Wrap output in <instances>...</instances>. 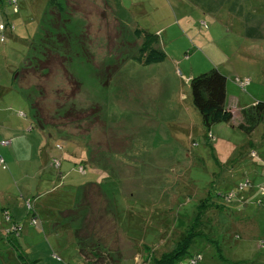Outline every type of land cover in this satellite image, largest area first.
Segmentation results:
<instances>
[{
	"label": "rangeland",
	"instance_id": "obj_1",
	"mask_svg": "<svg viewBox=\"0 0 264 264\" xmlns=\"http://www.w3.org/2000/svg\"><path fill=\"white\" fill-rule=\"evenodd\" d=\"M17 1L21 12L12 21L16 3L4 0V10L15 30L3 32L6 36L0 32V39L4 37L0 40V82L13 84L19 96L0 99V112L8 118L2 128L20 127L29 147H17L14 152V144L1 145L2 140L12 137L8 130L0 131V159H4L0 184L11 192V200H16L13 213L16 224L22 226L16 244L29 259H37V264H94L92 259L95 262L99 253L102 262L110 258L117 264H144L151 253L145 246H159L165 233L168 237L154 254L173 248L209 190L216 192L217 186L232 180L236 184L231 192L235 200L243 192L264 195V177L254 181L252 175V169L264 165L262 156H257L256 150L240 155L229 152L237 159L225 162L229 155L218 145L224 146L226 139L242 144L238 137L242 131L230 127L225 137L215 126L210 129L215 138H209L193 104L189 82L193 75L217 69L214 63L209 64L210 42L233 49L242 42L235 1L240 12L248 13L259 6L264 15V0H255L258 5L253 0ZM138 1L144 3V13ZM0 18V23L7 22L6 17ZM230 22L232 25L227 24ZM137 29L158 35L155 47L166 53L164 60L146 64L138 60L144 36L138 35ZM57 53L67 58V72L59 69V60L54 59L51 75L42 76L40 67L46 63L47 54L53 57ZM31 67L37 70L38 78H25V72L17 77V70ZM71 74L75 80L69 84ZM238 78L243 77H234L237 85ZM77 82L79 90H75ZM72 92L75 96L70 95ZM19 111L26 116H19ZM21 120L27 122L21 125ZM258 132H264V117ZM52 154L71 171L58 180V189L50 194L52 186L46 179L40 181V176L35 179V173L37 166L39 171L58 170L49 167ZM71 155H79L77 163L85 168V174L78 171L77 163L67 160ZM109 155L114 157L112 162ZM29 157L33 160L27 164L24 160ZM126 161L132 163L128 174ZM94 166L105 169L100 172L103 178L105 174L108 179L112 177L109 200L94 186L79 198L82 183L93 176L90 171L98 173ZM26 172L31 176L22 180ZM30 180L37 185L30 186ZM248 180L254 185L240 190ZM146 189L151 197L146 196ZM28 198L35 215L27 206L20 207ZM78 198L82 200L76 201ZM71 207L73 211L65 214L75 216L63 217L61 212ZM129 207L132 214L126 216L124 209ZM261 208L229 209L235 219H242L244 214L252 217L260 235L233 239V245L226 241L228 246L221 254L226 263L234 259L232 248L236 244L248 245L240 258L252 257L254 263L264 260V249L255 247L264 237ZM216 213V209L206 211L202 228L207 236L195 238L189 250L191 256L197 252L203 256L200 264H209L211 259L209 242L216 240L213 226L224 228L227 240L236 232L234 224L226 229L228 221ZM32 216L37 217L38 224L31 223ZM52 220L61 226L54 228ZM5 236L0 234V244H8L1 239ZM12 251L0 247V264L18 263L10 259ZM83 254L93 258L84 260Z\"/></svg>",
	"mask_w": 264,
	"mask_h": 264
},
{
	"label": "crops",
	"instance_id": "obj_2",
	"mask_svg": "<svg viewBox=\"0 0 264 264\" xmlns=\"http://www.w3.org/2000/svg\"><path fill=\"white\" fill-rule=\"evenodd\" d=\"M10 1H12V0H10ZM49 1L50 0H48V2ZM253 1L255 4H257V2L255 0H253ZM15 3H16V6L14 8H16V10L13 12L14 15H13L12 21L18 19V16H19L18 14L21 12V9L19 7V1H15ZM138 4L142 5V10L144 13L145 8H146L143 5L144 3L142 4L140 1H138ZM235 4H236L237 9L239 11L238 13L240 14V17L238 19V25L241 27L242 42L240 43V45L238 46L237 49H233L232 46H229L226 44L224 46H221L220 44L216 45L213 42H210V44H209V49H210L209 50V59H210L209 64L214 63L215 67L222 74H224L225 76H228V80L226 82L225 102H226L227 107L233 112V119L229 123H219V124L213 125L211 127V128H213V127L217 126V129L220 131V136H225V137L228 136L230 129H231L230 127H235V126L238 127V125L243 121L242 111L244 109L253 107L255 105V103H257V102H263L264 103V93H261V91L264 90V15H261L259 6H256V8H254L253 10H251L248 13H245V12L243 13L242 11L240 12L241 9L239 7V4L236 1H235ZM4 5H5L4 0H0V15L6 17V19H7V22L5 24L0 23V26H2V28H0V32L2 34H5L3 32L7 31L8 29L11 32L15 30V24L12 23L11 20L8 19L9 14L7 16V13L4 10ZM209 10H210V8H209ZM203 14L205 15V13H203ZM209 15H211V14H209ZM240 18H241V20H240ZM241 21H242V24H241ZM227 24L232 25V22L227 23ZM5 36H6V34H5ZM234 77H236V78L237 77H249L251 79V83L248 85L249 87L247 86L245 88V90H243L241 87H238L239 85H237L234 82V80H233ZM15 78L17 79V77H15ZM229 78H231V80H229ZM10 86L13 87V84L6 85V84L0 82V89H2V92L0 93L1 101L9 100V99H12L14 97L19 96L18 93L15 94V92L13 91L14 87L9 90ZM180 110L183 112L185 110L187 111V109H183V108H181ZM18 115L21 117L26 116V114L22 111H19ZM263 117H264V114H263ZM263 117H262V120H263ZM6 120H8L7 115L3 112H0V131L8 130L10 133L9 136L12 137V140H5V141L10 142V144L6 145V146H11L12 144H14L16 146L13 149L14 152H17V147H27L28 148L29 142L23 138V135H22L23 130L20 127H18V128L8 127V128H4V129L2 128V124H3L2 122H6ZM262 120L256 126V128L250 133H245L242 129H240L238 127V129H240V131H242V134L240 136H238L240 138V140L242 139V144L237 145L232 139H226L225 142H223L224 146L218 145V148H225L222 150H224L228 153L227 156L230 153L240 155V154H243L244 152H246V154H248L251 150H252V152L254 150H256L257 156L259 155V157H260V155H261L263 158L262 162H264V148H263L264 132H262V133L258 132L259 128L262 125ZM26 122H27L26 120L25 121L21 120L20 124L23 125ZM28 129L32 130V126H30ZM219 139H220V142H222V138H219ZM2 141H4V140H2ZM11 141H13V142H11ZM237 142H239V141H237ZM1 145H2V142H1ZM29 149H32V148L30 147ZM20 150H21V148H20ZM239 150H240V152H239ZM21 151H23V150H21ZM110 153L111 152H109V154ZM77 157L78 158H75L74 156L71 155V156H69V159H67V160L74 161L75 163H77V161L80 159L79 155H77ZM53 158H56L54 154H52L50 156V163H49L50 166L49 167H54L53 164L51 163ZM110 158H111V162H112V160H114V157L111 155ZM225 158H223V160ZM1 159L3 160V162H0V164L2 166H4V159L3 158H1ZM234 159H237V158H233L231 155H229L226 158L225 162H231ZM32 160H33V158L29 157L28 159H25L24 161H27V164H29L32 162ZM15 162L16 163L19 162V160L17 158V154L15 157ZM225 162H222L221 164H226ZM78 164L79 163H77L76 165H78ZM256 164H259V162H256ZM126 165H127L126 173L128 174V169L131 168L130 166L132 165V163H129V165H128L127 161H126ZM79 166L80 165H78V167ZM85 166H87V165H85ZM78 167H77V169H78ZM94 167L97 168L95 170H97L98 173L94 172V170L93 171L89 170L93 174V176H92V178H89L88 181L82 183L81 186L83 187V189L79 188V198L83 199L86 192H87V189L94 186L98 189V191L101 194H103L109 200V197L112 195V188L110 187V179L112 177H109L110 179H108V175L105 174V176L103 178L101 176L100 172L104 171L105 169L100 167V166H94ZM260 167L261 168L256 167V168L252 169V175H253L254 181L260 177H264V165H262V163H261ZM37 168L38 169L35 173L36 177L34 175H32V176L35 177V179H37V180L40 176V181L43 179H46L47 182L52 186L51 192H49L50 194H53L58 189V186L60 185L59 183H57L58 180L64 179L69 174V172L71 171V169L68 167V165H66L63 161H61V166L58 170H54V171L50 170L48 172H45L44 168L40 169V171H39V166H37ZM242 168H245V167H242ZM81 173L85 174L86 171L81 172ZM43 175H45V176H43ZM30 176L31 175L28 172H26L22 176V180L28 179ZM126 179L129 180V177H126ZM149 181L150 180L148 178L145 179V182L147 184H149ZM35 184L37 185V182L35 180H30V182H29L30 186H34ZM235 185L236 184L234 181L228 180V181L221 184L222 187H218V186L216 187L218 189L217 192H219L220 194H228L234 189ZM156 191L158 192V190H156ZM211 191H212V193H214L213 192L214 189L209 190L210 196H211ZM130 192H131V195H133L132 191H130ZM149 192H150L149 189L145 190V194L147 197H151V195H149ZM0 193H3L0 196V234L7 235L6 233L10 229L11 225L18 223V222H16L15 216L13 213L14 210L17 209V205H16V200H11V194H10L11 192L5 191L4 186L2 184H0ZM244 193L245 192H243V195L240 198H238L237 200L233 199L231 201H226V202H224V199H222L221 197L220 198H214L215 202H217L219 204L220 203L223 204V207L222 208H220V207L219 208H211V210L216 209L217 210L216 217L223 219L224 222L228 221L225 225L226 229L229 227V225L234 224L233 227H235L236 232L234 233V237L232 236L231 239L229 238L227 240V238L225 236L226 234L224 233V228L219 227L218 224L213 226V234H215V239H216V241H218L220 243L221 248H219V244H214V242H215L214 240L211 243L209 242V246H208L209 251H211V250L213 251V252H210V255H209L211 258V259H209V264H228L224 261L225 258L221 255L223 248L228 246V244H226L227 242L229 243V245H233L232 244L233 239H245V238H249L251 236L260 235V233H256L259 228H258L257 223L255 224L252 222V217L249 216V218H246L248 215L244 214L242 219H238V218L235 219L234 216L230 214V211H229L230 208H234V209L243 208L244 209V208H247V207L252 206V205L255 207V211H262L261 207L264 208V198H259V196L256 197L255 193H249V194L245 193V195H244ZM79 198L76 199V201L80 202L82 200ZM25 202H26V204H25ZM25 202H24V206L21 204L20 207L21 208L26 207L27 203H30V205H31L30 212H33L32 215H35V212L32 211L33 208H32V203L30 201V198L26 199ZM73 207H71L68 210L61 212V213H63V217H66V216L70 217V216L74 215L72 213L65 214V212H69V211L72 212ZM110 207H111V204H110ZM124 212H125L126 216H128L132 212V208H130V207L125 208ZM7 216H10V220H7ZM76 216H79L78 213L76 214ZM255 221H256V219H255ZM54 222H55L54 220H52V222H51L54 228L60 227L62 224L60 222H58L57 224H54ZM20 227L22 230L21 225H20ZM73 231H75V230H71V232H73ZM16 235H18V234H16ZM7 236H5V238H1V239H2V241H6L8 244H0L1 245L0 247L7 248L9 251H12L14 249L15 251L13 250L12 253H10V255H11L10 259L17 260L18 254H19V249L16 248L15 246H12L13 241H11V240L9 241V238ZM18 236H20V233ZM18 236H16V237H18ZM263 240H264V237H261V239L259 238L258 244H256L255 247L260 249V250L264 249V244H261V242ZM14 241H15L14 244H16L17 238H15ZM77 244H79V242H77ZM251 246L254 247L253 245H251ZM247 247H248L247 244H236L235 246H233L232 251L234 252V254L232 256H234V259L229 264H264L263 259L254 263V260L252 257H250L249 259L240 258L239 254L241 252L245 251L247 249ZM228 248L230 249L231 246H229ZM250 256H251V254H250ZM16 264H22V261H20L18 259V263H16Z\"/></svg>",
	"mask_w": 264,
	"mask_h": 264
},
{
	"label": "trees",
	"instance_id": "obj_3",
	"mask_svg": "<svg viewBox=\"0 0 264 264\" xmlns=\"http://www.w3.org/2000/svg\"><path fill=\"white\" fill-rule=\"evenodd\" d=\"M12 1H17V0H12ZM136 33L138 35L144 36V42L142 44V48L140 50V53H138V56H136L141 63L146 64V63L154 62V61H162L166 58V53L163 50H159L155 47V45H157V42H158V35L152 32L145 31L143 29H137ZM61 56L63 55H59L58 53L53 57L51 54H47V57L45 60L46 63L44 62V65L40 67L41 68L40 71L42 72L41 75L44 77H49L51 75V72L54 70L53 65H52V62L54 59L59 60L58 64L60 67L58 68L67 72L65 68V63H66L65 61L67 58L66 57L62 58ZM40 62L43 63L42 61ZM16 72H18L17 77L21 75L20 72H25V75H23L25 78H30V77L35 78V79L38 78V72L37 70H34L33 67L28 68V69L23 68L19 71L17 70ZM73 80H75V78L71 74L69 76L68 83L71 84ZM189 82H190L193 104L201 115L202 124L203 126L207 128L208 135L209 133H212L210 129L213 125H216L219 123H229L233 119V112L227 107L226 102H225L227 79L218 69H213V70L201 73L196 76L194 75L190 78ZM77 84L79 86L75 90H79L80 88V84L78 82ZM72 94L73 96H75L74 92H72L70 95ZM242 114H243V121L238 125V127L242 129L245 133H250L256 128V126L262 120V117L264 114V103L257 102V104L254 105L253 107L244 109L242 111ZM211 139L213 140L212 137ZM4 142H8V143L4 144ZM9 144H10L9 141H5V140L2 141V145L4 146L9 145ZM60 150H62V148ZM253 185H254L253 182L248 180V187L246 188H250ZM217 191L215 192V189H214L213 191L214 193H212L211 191V196L208 193L207 196L204 197L199 202V204H197L196 210H195L196 214L192 217L193 221L191 222L189 227L180 234L173 248L163 251L160 254L158 253L154 254L156 249L157 250L160 249L161 244H163L165 239L168 237L166 235L168 233H165L161 237L159 246L146 245L145 248L150 249L151 253H150V256L148 257L149 260H145L144 264H186L187 262L188 264H190L192 259H195L199 256L201 258L200 260L197 261L196 264H200V261L203 259V256L199 252L191 256L189 254V250L195 238H198L199 236L201 237L207 236V233H205L202 228L203 223H204V214H206V211L210 210L211 208H219V207L222 208L223 207V204L221 203L219 204L215 202L214 198L221 197L222 199H224V202L235 199V197L230 198L229 200L227 199L232 191L228 194H220ZM259 198H264V195L260 194ZM7 220H10V216L9 218H7ZM35 224H36V221H35ZM37 224H38V220H37ZM20 231H21V227H20V230L17 231V230H13L12 225H11L10 229L6 233L7 235L10 236L9 241L10 240L13 241L12 246H15L16 248L20 250L18 254V259L22 261V264H37L38 262L37 259H29L26 256V254L18 247V245L14 244L15 243L14 239L16 238V236L19 235ZM17 233L18 235H16ZM208 240L210 241L211 238L209 237ZM214 244H220V243L215 240ZM261 244H264V240L261 242ZM93 252L96 253V251L94 250ZM97 256L99 257H97V259L95 257V262H94V260L92 259L93 257L90 258L88 255L83 254L84 260L86 259V257H88L89 259H92V262L94 264L96 262L97 263L102 262L99 258L102 257L103 255L98 253ZM189 257L190 259H188L187 261L186 259ZM109 259L105 258V260H108V261L102 262V264H117V261H113L112 259H110L111 260L110 261Z\"/></svg>",
	"mask_w": 264,
	"mask_h": 264
},
{
	"label": "built area",
	"instance_id": "obj_4",
	"mask_svg": "<svg viewBox=\"0 0 264 264\" xmlns=\"http://www.w3.org/2000/svg\"><path fill=\"white\" fill-rule=\"evenodd\" d=\"M13 2H15V1H13ZM1 40H2V41L4 40L3 35L1 36ZM248 79H249V80H248ZM246 81H248V82H246ZM249 81H250V78H248V77H247V78H244V77H243L242 80H239V78H238L237 83H238V84L241 86V88L244 90V88H246V87L249 85V83H250ZM210 134H211V135H210ZM209 137H210V138H211V137L213 138L212 133H209ZM7 143H8V142H4V144H7ZM57 147H58L59 149L62 148L60 145H58ZM0 162H3V160L1 159ZM51 163L53 164L54 167H56V168H60V166H61V159L58 158V157L53 158ZM78 170H79L80 172H85V169H84L83 166L78 167ZM246 187H248V182H247V181L244 182L242 185H240L239 189H240V190H243V189L246 188ZM233 197H234V194L231 193V194L228 196L227 199L229 200L230 198H233ZM27 208H28V209L31 208L30 203H27ZM7 218H9V216H7ZM35 221H37V218L33 217V218L31 219V223L34 224V225H36V224H35ZM12 229L18 231V230H20V227H19L18 224H13V225H12ZM17 234H18V233H17ZM200 258H201V257L199 256V257H197V258H195V259H192L190 264H196L197 261L200 260Z\"/></svg>",
	"mask_w": 264,
	"mask_h": 264
}]
</instances>
